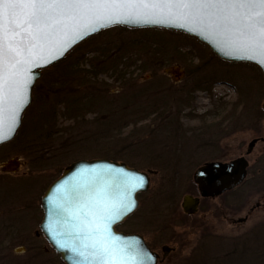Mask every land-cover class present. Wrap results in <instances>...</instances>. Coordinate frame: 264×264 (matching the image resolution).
I'll return each instance as SVG.
<instances>
[{"label": "rangeland", "instance_id": "obj_1", "mask_svg": "<svg viewBox=\"0 0 264 264\" xmlns=\"http://www.w3.org/2000/svg\"><path fill=\"white\" fill-rule=\"evenodd\" d=\"M173 68L181 73L170 72ZM204 86L214 90L205 95ZM158 99L167 100L170 114L178 111L185 132L176 143L184 150L180 154L158 149L152 139L153 118L146 114ZM263 99L256 66L224 62L183 33L113 27L82 42L42 70L15 137L0 145V264H64L39 230L41 197L66 165L94 158L124 162L150 178L149 189L137 195V210L117 229L150 240L157 230L173 227L171 232L181 237L176 264H246L259 258L264 233L244 238L255 222L264 221L263 208L248 214L254 199L244 200V210L234 217L249 215L246 223L212 213L200 226L198 213L191 218L192 227L185 223L181 202L195 191L192 176L199 166L243 156L253 137L264 136ZM75 102L84 104V117H69ZM106 102L113 114L103 110ZM123 106L139 112L130 111L126 125H111ZM40 129L51 137L42 136ZM211 132L215 134L209 136ZM162 139L161 145L172 143ZM208 141L214 146H207ZM262 147L247 157L249 179L254 168L264 172ZM11 160L18 165L4 171ZM214 204L216 211L220 201ZM159 236L168 243L169 235ZM235 248L238 252H232Z\"/></svg>", "mask_w": 264, "mask_h": 264}, {"label": "water", "instance_id": "obj_2", "mask_svg": "<svg viewBox=\"0 0 264 264\" xmlns=\"http://www.w3.org/2000/svg\"><path fill=\"white\" fill-rule=\"evenodd\" d=\"M154 3L157 6L153 7ZM28 11L30 9L0 5V13L5 17L11 14L17 21L25 20ZM50 11L54 19L43 26L42 33L27 25L18 30L20 35L13 37L9 33L8 39L13 46L19 45L23 51L15 58L19 61L15 67L9 64L7 75L11 89L0 87V135L3 136L0 145L15 137L23 113L32 102V90L42 70L63 60L82 42L113 27L183 33L204 44L222 61L256 66L262 74L264 85V54L259 50H235L229 46L231 37L227 33L208 28L200 31L196 21L182 15L186 10L164 6L158 0H144L139 7L115 9L114 14L122 22L111 24L106 20H97L86 10L75 18L57 15L58 10ZM129 16L132 19L125 21L124 18ZM136 17L141 22H136ZM145 19L162 20L163 23H144ZM181 24L184 26L180 27ZM93 28L97 30L93 31ZM170 72L181 73L178 68ZM2 85L3 80L0 79ZM16 92L23 95V106L18 113L15 112ZM261 108L264 110V99ZM14 115L15 128L10 132ZM253 144L254 141L249 144V149ZM249 149L244 155L249 154ZM17 165L16 160H11L3 165V170H14ZM247 166L244 156L229 162H205L193 172V182L201 197L213 198L239 186L246 179ZM149 184L150 178L146 172L129 167L124 162L105 158L73 161L63 168L60 176L50 183L41 197L39 230L64 264H157V255L147 247L143 237L116 231V226L137 210V195L145 193ZM198 201V198L185 196L182 205L184 211L192 213ZM124 205L131 210L126 211Z\"/></svg>", "mask_w": 264, "mask_h": 264}, {"label": "snow or ice", "instance_id": "obj_3", "mask_svg": "<svg viewBox=\"0 0 264 264\" xmlns=\"http://www.w3.org/2000/svg\"><path fill=\"white\" fill-rule=\"evenodd\" d=\"M158 3L186 10L182 15L196 21L200 25V31L208 28L218 33H227L231 37L228 41L229 46L235 50H259L264 54V0H158ZM142 4L144 0H0V5L7 8L30 9L23 21H17L11 14L5 17L0 13V79L3 80V85L0 87L11 89L7 75L9 64L15 67V63H19L15 58L23 51L19 45L13 46V42L8 39L9 33L13 37L20 35L18 30L24 25L35 28L37 33H42L43 26L54 19L50 10H58L57 15H66L69 18H75L82 10H86L97 20H106L111 24L122 22L121 18L114 14L115 9L139 7ZM152 6L157 5L154 3ZM124 19L126 21L132 17ZM136 22H141L139 17H136ZM143 22L163 23L162 20L151 19H145ZM95 30L97 29L93 28V31ZM14 100L15 112L18 113L23 106L22 93L16 92ZM15 123L14 115L10 132L14 131ZM2 139L3 136L0 135V140ZM123 207L126 211L131 210L128 205Z\"/></svg>", "mask_w": 264, "mask_h": 264}, {"label": "flooded vegetation", "instance_id": "obj_4", "mask_svg": "<svg viewBox=\"0 0 264 264\" xmlns=\"http://www.w3.org/2000/svg\"><path fill=\"white\" fill-rule=\"evenodd\" d=\"M201 90H203L205 95H208V92L210 90L213 91L214 89H212V86H210V88H206L204 86V88H201ZM211 96L214 97L213 94H211ZM183 104L184 102L181 103L180 105H183ZM168 107L169 106L167 105V100H162V99L155 100V103L152 106V112L150 114V116L153 118L154 130L152 132L155 134L154 138L152 139H154V142L158 144V149H162L163 151L168 150L167 151L168 154H173V155L180 154L181 147L179 146V144L176 146V143L179 138L181 140L185 132L182 129L181 124L179 122V118L177 116L178 111L176 112V114L172 115L169 113ZM198 120L201 122L203 118L199 116ZM250 121L252 122V120ZM200 130H201V127H200ZM215 133L220 134L221 131H219V133L218 132H215ZM215 133L211 132L209 133V136H213ZM162 138H165L166 140H171L172 143L168 144V142L166 141V143L161 145L162 142L160 140H164ZM253 141H254V144L249 149V144ZM213 144L214 143L209 142V141L206 143L207 146H214ZM258 145H262L263 146L262 151H264V136L262 135L255 136L248 142L245 152L249 149V154L243 155L246 160L248 156L252 155V153L254 152V150L257 148ZM182 151L184 150L182 149L181 152ZM229 161H224V162H229ZM247 162H248V166H247L246 179L236 188L230 191H226L216 197H213V198L212 197H201L198 191V188L196 184L194 183L195 191L192 194L186 195L193 199L195 198L199 199L197 206L194 208V211L192 213H187L186 211H184L182 205H183V200L185 196L183 197L182 202H181V208L184 212L185 223L187 226L192 227V225L194 224V221L191 220V218L197 215L198 213H199L200 219L196 221L198 222L200 226H201V221L202 223L205 222L207 220V216L211 215L212 213L223 214L226 218L230 219L235 224L246 223L248 221L249 215H246L243 218L238 217L236 219H234V217H236L238 214H240L244 210L245 201L249 199H252V200L254 199V200H253V204L250 206L248 210V214L249 213L251 214L256 210H261L262 208L264 210V172L259 169L254 168L253 176L251 179H249L248 176H249V170H250L249 169L250 163L248 160ZM246 182H247V185L245 189L242 190V187L244 186ZM228 194H232V195L235 194V195L233 197H230V199H227L226 196ZM257 198L258 199L262 198L263 202H260ZM216 200L220 201V205L216 211H213V209L215 208L214 201ZM187 208L191 209V207L189 206ZM201 212H202V216H201ZM118 226L119 225L116 226V231L118 232H121L123 234H137L143 237L147 247L157 255V264H176V261H177L176 256L179 255L178 251H179V245H181V237L180 235H177L176 232H171V230H174L173 227L165 229L163 230L165 232H161V233H158V231H160L159 229L157 230V232L151 234L152 237H150V240H147L144 238L143 235L139 233L121 231L117 229ZM207 229L212 230V228H209V227H207ZM261 232L264 233V221H257L251 226L250 231L247 232L246 234L247 236L244 238H252L251 237L252 233L254 234V233H261ZM160 234L169 235L168 238L166 239L167 241L169 240L168 243H164V244L162 243L163 242L162 240H164V237L161 238L159 236ZM241 245L243 247L246 246L244 243H241ZM244 250H245L244 252H247L248 254L252 251L248 247H246V249ZM232 252H238L237 248L232 250ZM253 261H255L256 264H264V250L262 252V255L259 258L251 259V260L247 259L246 264H254ZM194 262L195 261H193L192 264H194Z\"/></svg>", "mask_w": 264, "mask_h": 264}, {"label": "trees", "instance_id": "obj_5", "mask_svg": "<svg viewBox=\"0 0 264 264\" xmlns=\"http://www.w3.org/2000/svg\"><path fill=\"white\" fill-rule=\"evenodd\" d=\"M94 97L96 98V96H94ZM100 99L102 100L103 98L101 97ZM99 101H100V100H99ZM99 103H101V105H103L102 102H99ZM108 104H110V103H109V102H106V104L103 106V107H104L103 110H104L105 112H107V113H110V114L112 113V114H113V111H112V108H113V107H108V106H107ZM83 105H84L83 103L80 104V103H78V102H75L72 106L70 105L71 108H73V110H74L75 113H74V114H71V115L69 114V117H71V118H73V119H75V118L77 119V118H80V117H84V113H83V112H85L84 110H87V109L84 108ZM85 106H88V105H85ZM114 109H115V108H114ZM119 109H121L122 111L120 112V114H118V115L115 116V121L112 120V122L110 123L111 125L120 124L121 121L124 122V120H125L130 114L134 113V111H135V114H137V113L139 112V110H138L139 108H135L134 111H131V110L128 111V107L125 108V107L123 106V107H121V108H119ZM73 110H72V111H73ZM72 111H70V112H72ZM130 111H131L132 113H131ZM151 112H152V109L149 111V113L151 114ZM107 113H104V114L106 115ZM149 113L146 114V115H147V116H150ZM104 114H103V115H104ZM138 119H142V114L138 116ZM138 119H136V121H137ZM47 120H48V118H47ZM124 125H126V122H124ZM124 125H123V126H124ZM40 131H41V133H42V136H46L48 139L51 137L49 133H47V135H44L41 129H40ZM68 155H69V154H67V155H65V156H68Z\"/></svg>", "mask_w": 264, "mask_h": 264}, {"label": "bare ground", "instance_id": "obj_6", "mask_svg": "<svg viewBox=\"0 0 264 264\" xmlns=\"http://www.w3.org/2000/svg\"><path fill=\"white\" fill-rule=\"evenodd\" d=\"M174 32V31H173Z\"/></svg>", "mask_w": 264, "mask_h": 264}]
</instances>
